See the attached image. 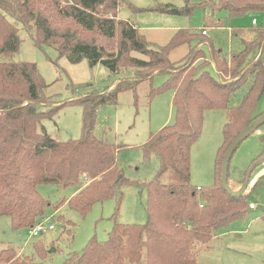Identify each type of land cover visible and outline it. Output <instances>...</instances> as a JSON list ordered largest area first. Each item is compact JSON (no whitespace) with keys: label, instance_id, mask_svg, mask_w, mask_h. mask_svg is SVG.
I'll return each mask as SVG.
<instances>
[{"label":"trees","instance_id":"1","mask_svg":"<svg viewBox=\"0 0 264 264\" xmlns=\"http://www.w3.org/2000/svg\"><path fill=\"white\" fill-rule=\"evenodd\" d=\"M184 1L182 7L168 3L149 9L191 15L195 6L191 0ZM124 2L133 7L127 0H0V216L9 215L15 229L32 227L45 218L52 202L39 192L41 184L75 186L68 203L83 216L95 203L110 198L119 205L123 187L131 181L118 156L129 146L94 134L97 111L115 103L120 92L136 90L142 81L167 73V80L151 96L173 92L175 121L141 146L146 160L152 155L159 159L156 176L144 183L148 221H116L105 241L92 237L63 264H198V250L249 210L247 193L228 192L221 172L224 155L236 136L259 116L254 108L264 91V26L254 30L251 40L243 39L242 49L229 57L202 30L187 27L176 30L165 45L153 47L135 23L119 18ZM210 5L213 10L227 11L230 17L249 12L264 17V0H211ZM22 29L30 33L37 47H56L59 56L71 63L87 59L90 66L103 64L117 74L127 63L136 69L134 79L122 78L102 92L57 102L45 95L47 84L36 63L13 60ZM207 42L211 58L203 47ZM182 45L188 47L187 53L171 60L170 54ZM213 63L218 76L210 70ZM245 86L241 103L231 105L232 96ZM69 104L83 106L82 136L60 141L47 132L43 120L53 119ZM209 109H223L227 121L216 180L199 190L191 183V147L201 135ZM170 168L181 183L161 182L160 176ZM229 184L236 190L230 166ZM35 249L41 260L9 246L0 252V264H53L47 260L50 252L42 241Z\"/></svg>","mask_w":264,"mask_h":264},{"label":"rangeland","instance_id":"2","mask_svg":"<svg viewBox=\"0 0 264 264\" xmlns=\"http://www.w3.org/2000/svg\"><path fill=\"white\" fill-rule=\"evenodd\" d=\"M127 1L133 7L128 3H122L119 18L141 27V31L153 47L168 43L172 31L176 28L187 27L198 31L208 28V38L212 39L214 47L222 49L227 57L241 50L243 39H252L254 30L259 28L253 25V19L259 21L258 23L264 19L262 14L256 12H249L241 17H230L225 10H213L211 0H191V4L195 6L191 15L149 9L157 4L168 3L182 7L185 5L184 0ZM19 35L20 46L13 55V60L36 63L47 84L44 89L45 95L53 97L57 102L102 92L119 79H134L136 74V69L127 63L122 67L120 74L112 72L103 64L90 66L87 59L71 63L66 57L59 56L56 47L47 45L37 47L28 31L22 29ZM98 41L109 43L103 39ZM203 47L211 58V44L207 42ZM186 53L187 46L182 45L170 54V58L177 61ZM131 54L147 58L137 52ZM210 70L218 76L216 64H212ZM168 77L167 73L155 74L151 80L142 81L136 90L120 92L115 103L100 106L97 111L98 119L94 134L110 142H120L129 146L118 156L120 167L131 181L123 187L121 203L118 205L114 198L97 202L87 215L83 216L68 203V199L77 189L75 186L41 184L38 187L39 192L52 202L43 218L47 228L38 236H32L30 227L15 229L9 215L0 216V252L11 246L23 255L41 260L35 244L42 241L50 252L48 262L63 264L71 252H81L92 237L105 241L116 221L123 224H144L148 221L147 189L144 183L156 176L159 159L152 155L146 160L141 146L150 135L175 121L173 92L166 90L154 97L151 96V91L161 86ZM246 91L247 86L237 91L232 96L230 104L241 103ZM254 109L255 116L264 114V91ZM226 121L227 114L223 109L205 111L201 135L191 147V183L195 186L209 187L216 180V162L224 141ZM43 125L57 140L79 139L83 131V106L81 104L63 106L53 119L43 120ZM262 157L264 124L240 144L231 159L230 177L236 190L241 188L250 168ZM263 170L264 162L251 175L252 180L258 182L255 187L253 186L256 182L250 184L246 191L249 206L247 214L235 220L229 231L219 240L211 241L198 250V264H264V172L260 173ZM160 180L165 184L182 182L177 172L171 168L160 176ZM62 199H65L64 203L58 206ZM251 203L255 204L256 209L250 207ZM50 224L54 225L53 229L48 227ZM52 249L55 250L51 251Z\"/></svg>","mask_w":264,"mask_h":264},{"label":"water","instance_id":"3","mask_svg":"<svg viewBox=\"0 0 264 264\" xmlns=\"http://www.w3.org/2000/svg\"><path fill=\"white\" fill-rule=\"evenodd\" d=\"M262 124H264V114L258 116L250 125L246 126L245 128H243L239 132V134L236 136V138L232 142L231 146L228 148V150L226 151V153L224 155L223 162H222V172H221L222 184H223L224 188L233 195H241V194L246 193V191L248 190V188L251 184V181H252V178H251L252 173L255 171V169L259 165H261L264 162V157H262L259 161H257L250 168V170L248 171L247 177H246L245 181L243 182L241 188L238 190L232 189V187L229 184V166H230L231 159H232L235 151L240 146V144L251 133L256 131V129H258ZM53 250H55V249H52L51 251H53Z\"/></svg>","mask_w":264,"mask_h":264},{"label":"built area","instance_id":"4","mask_svg":"<svg viewBox=\"0 0 264 264\" xmlns=\"http://www.w3.org/2000/svg\"><path fill=\"white\" fill-rule=\"evenodd\" d=\"M253 24L254 25H258V21L256 19H253ZM263 26H264V22L261 23ZM260 24V25H261ZM202 33L207 35L208 34V30L207 29H202ZM198 189L200 190L201 187L198 186ZM251 208H254L255 207V204L254 203H251L250 205ZM43 220L39 221L38 223H36L34 226L30 227V234L32 236H38L41 232H43L47 227L45 225V223L43 222ZM50 229H53L54 228V225L50 224L48 226Z\"/></svg>","mask_w":264,"mask_h":264},{"label":"crops","instance_id":"5","mask_svg":"<svg viewBox=\"0 0 264 264\" xmlns=\"http://www.w3.org/2000/svg\"><path fill=\"white\" fill-rule=\"evenodd\" d=\"M259 22V21H258ZM264 22V19H263V21L261 22V23H263ZM252 23H253V21H252ZM261 23H258V25H254V26H261L262 24ZM261 24V25H260ZM136 25V24H135ZM140 30H142V28L141 27H139L138 25H136ZM179 28H176V29H174L173 31H172V33H171V36L170 37H172L173 36V34L175 33V31L176 30H178ZM202 30V29H201ZM207 30H208V28H207ZM254 30V29H253ZM255 33V32H254ZM209 36V31H208V34H207V37ZM254 37V36H253ZM252 37V38H253ZM251 40V39H250ZM212 43H213V45H214V42H213V40H212ZM205 45V44H204ZM243 46V45H242ZM242 49V48H241ZM187 50H188V47H187ZM213 64H215V63H213ZM264 172V170L263 171H261L260 173H263ZM256 181L255 180H252L251 181V184H254ZM198 186H200V185H198ZM252 209H256V207H254V208H252ZM229 231V228L228 229H225V230H222L221 232H219L215 237H214V239L212 240V242L213 241H216L217 239L219 240V238L223 235V234H225V233H227ZM207 249V248H206Z\"/></svg>","mask_w":264,"mask_h":264}]
</instances>
